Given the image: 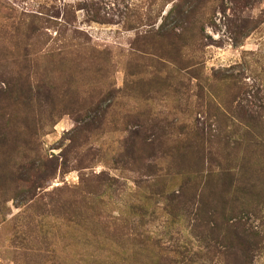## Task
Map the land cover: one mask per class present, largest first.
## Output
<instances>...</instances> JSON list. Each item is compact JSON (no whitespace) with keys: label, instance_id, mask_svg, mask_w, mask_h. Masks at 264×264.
I'll use <instances>...</instances> for the list:
<instances>
[{"label":"rangeland","instance_id":"374dc122","mask_svg":"<svg viewBox=\"0 0 264 264\" xmlns=\"http://www.w3.org/2000/svg\"><path fill=\"white\" fill-rule=\"evenodd\" d=\"M261 133L264 0H0V264H264L209 219Z\"/></svg>","mask_w":264,"mask_h":264},{"label":"trees","instance_id":"16d2710c","mask_svg":"<svg viewBox=\"0 0 264 264\" xmlns=\"http://www.w3.org/2000/svg\"><path fill=\"white\" fill-rule=\"evenodd\" d=\"M253 140L254 143H257V151H254V148H252L251 151L254 159L255 152L258 153L259 151H261L264 154V133L257 135V138H249L247 134L244 138L242 136L241 139H237L235 142H244L245 145H250L253 143ZM242 160L243 162L240 163L239 171H237L235 167H232L233 162L227 159V161L225 162L227 167L225 166V169H222L220 171L217 170L216 174L214 175L217 178H224L226 180V192L229 196H232L229 204L230 206H232L233 204L231 210H223L221 214L211 213L209 215L211 223L215 225H224L222 241L226 248L225 253L227 258L232 256H237L238 258L245 257V254H247V249L244 250V248H246V237H251L254 242L255 249L259 255H262V253L264 252V223L255 226L256 229L252 228L248 230H241L245 225L243 224V221L245 223L248 222L247 217H245V215H248V211L246 209H250L254 214L256 210L255 206L250 203L251 197H253V195H256V182L254 180L256 178L253 175V168L251 167V165H248V163L251 162V159L244 156ZM258 165L262 166L263 168L264 162L261 163V161L258 160ZM53 171L55 173V169H52V172L50 170V176ZM37 179L38 182L36 183V185L39 187L42 183L41 180H43V178ZM253 191L255 192L254 194ZM229 193H231V195ZM257 197H263L262 200L264 203V196L259 195ZM224 207H227V205H225ZM236 207H238V209L235 211L234 209H236ZM249 230H252V236H250V233L247 232ZM242 245L244 246V248ZM253 261L254 260H224L223 264H252Z\"/></svg>","mask_w":264,"mask_h":264}]
</instances>
